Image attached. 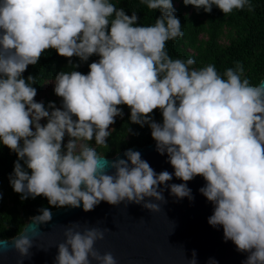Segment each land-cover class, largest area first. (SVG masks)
Returning <instances> with one entry per match:
<instances>
[{"label": "clouds", "instance_id": "clouds-1", "mask_svg": "<svg viewBox=\"0 0 264 264\" xmlns=\"http://www.w3.org/2000/svg\"><path fill=\"white\" fill-rule=\"evenodd\" d=\"M141 2L161 11L153 25L134 26L136 12L129 16L109 0H0V142L18 156L10 184L21 200L44 196L57 207H80L82 202L87 212L101 201H127L159 211L157 203L145 198L165 202L158 188L172 173L157 174L140 152L130 149L124 153L126 160L113 162L87 143L76 151L77 140L95 138L97 145H107L109 126L123 115L118 106L127 105L132 123L150 126L156 150L167 153L176 178H204L199 191L214 205L208 223L222 226L225 241L250 253L245 264H264V82L252 86L242 80L239 62L226 69L225 79L213 64L196 69L191 58H170L166 42L183 36L172 0ZM183 3L209 13L213 5L224 14L246 5L252 10L249 0ZM48 49L81 61L93 54L100 57L86 75L56 74L54 92L62 98L63 110L51 102L52 110H46L34 100L35 77L22 78ZM69 65L78 67L71 59ZM155 109L162 112V124L150 116ZM43 118L45 125L40 123ZM65 135L70 139L62 147ZM109 167L114 174H107ZM168 187L177 198L193 199L187 183ZM40 212L31 218L33 223L52 219L48 208ZM103 238L104 232L96 228H68L58 245L57 264H116L111 253L95 250ZM11 244L22 257L32 247L23 234ZM195 257L193 251L189 264H197Z\"/></svg>", "mask_w": 264, "mask_h": 264}, {"label": "water", "instance_id": "water-1", "mask_svg": "<svg viewBox=\"0 0 264 264\" xmlns=\"http://www.w3.org/2000/svg\"><path fill=\"white\" fill-rule=\"evenodd\" d=\"M264 82V78L261 80ZM260 82V83H261ZM259 83V84H260ZM253 86V85H252ZM138 151L141 158L149 163L154 171H168L173 178L159 186L163 190V201L146 197L159 205V211H150L141 204L122 201L111 205L101 201L93 210L85 212L80 207L64 206L52 209V219L45 223H33L30 216L23 230L0 244V264H57L58 245L65 240V231L73 228L83 232L96 228L104 232V238L94 244L101 255L111 253L116 264H189L192 253H196L197 264H245L250 253L240 252L231 241H225L223 227H213L208 218L214 212V205L199 189L206 181L195 176L184 182L174 175L167 153L161 155L156 150V141L128 147L113 156H104L109 162L127 159V150ZM130 164V161H129ZM115 169L108 168L107 174ZM187 183L193 199L177 198L170 192L171 184ZM25 231V232H24ZM25 235L32 241L29 255L22 257L11 244L18 235ZM91 264H98L92 261Z\"/></svg>", "mask_w": 264, "mask_h": 264}, {"label": "trees", "instance_id": "trees-1", "mask_svg": "<svg viewBox=\"0 0 264 264\" xmlns=\"http://www.w3.org/2000/svg\"><path fill=\"white\" fill-rule=\"evenodd\" d=\"M115 4L117 9L123 8L129 16L136 12L138 20L134 26H150L161 16L159 9L153 10L147 7L141 0H109ZM175 15L180 20L183 36L175 40L166 42L165 51L172 59H182L186 61L191 58L195 61L191 67L200 69L206 65H215L216 71L222 77L228 68H235L237 62L243 66L241 79H248L253 86L258 85L264 78V0H249L252 10L248 5L243 9H233L231 13L224 14L217 6H212V11L205 12L201 7L197 9L193 5H185L183 0H178L174 4ZM114 18V17H113ZM110 30V25H109ZM227 38L228 43H223L222 39ZM71 59L73 65H69ZM100 59L93 54L87 61H81L79 57H61L54 49L46 50L40 57L36 65H29L22 78L27 80L29 75L35 77V84L32 87L37 89L38 98L46 84L55 81V76L61 71H79L82 74L89 72V65ZM55 87V86H54ZM54 87L48 89V94L44 95L43 102L45 109L49 103H58V96L54 92ZM123 115L116 120L114 127L107 138V145H97L95 138L88 141L89 147L94 148L99 155L113 156L118 152L134 146L145 145L154 139L151 136V128L148 124L141 126L132 123L130 119L131 110L127 105L118 106ZM153 121L162 119V112L155 109L151 114ZM47 123V122H46ZM21 145L23 141H20ZM93 144L95 146L93 147ZM65 145L62 143V147ZM18 156L7 146L0 142V239L11 238L20 233L26 225L30 216L41 213L40 209L49 210L58 208L48 203L44 196L21 200V193H16L11 184L10 176L14 171V164ZM25 171L31 174L23 160L19 161Z\"/></svg>", "mask_w": 264, "mask_h": 264}, {"label": "rangeland", "instance_id": "rangeland-1", "mask_svg": "<svg viewBox=\"0 0 264 264\" xmlns=\"http://www.w3.org/2000/svg\"><path fill=\"white\" fill-rule=\"evenodd\" d=\"M174 4L177 5V4H178V0H174ZM222 42H223V43H228V39H227V38H223V39H222ZM54 83H55V81H50V82H48V83L46 84V86H45V88H44L42 94H41L38 98H36V99H34V100H35L36 102L41 101V100L43 99L44 95H47V94H48V89L53 88V87L55 86ZM58 99H59V100H58V103L56 104V107H57V108H61V110H63V108H62V103H63L62 98H61V97H58ZM118 118H119V116L115 117V122H116V120H117ZM73 119H76V117H73ZM46 122H47V119H46V118H43V119H41V121H40V123H41L42 125H45ZM156 122L162 124V119H161V120H158V121H156ZM114 124H115V123H114ZM114 124H112V125L109 126V131L112 130V128L114 127ZM34 130H35V128H34V126H33V131H34ZM69 139H70V138H69L67 135H65L64 140H63V143L66 145ZM84 143L89 144L88 141H83V140H77V141H76V145H77V147H76V151H77V153H78L79 150H80V145H81V144H84ZM94 146H95V144H93V147H94ZM64 150L66 151V149H64Z\"/></svg>", "mask_w": 264, "mask_h": 264}]
</instances>
